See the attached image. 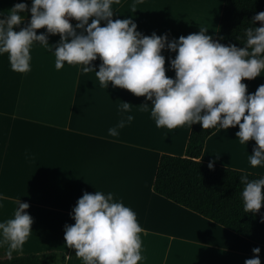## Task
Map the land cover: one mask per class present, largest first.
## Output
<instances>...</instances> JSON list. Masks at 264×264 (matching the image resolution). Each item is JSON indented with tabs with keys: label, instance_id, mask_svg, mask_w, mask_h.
Wrapping results in <instances>:
<instances>
[{
	"label": "crops",
	"instance_id": "obj_1",
	"mask_svg": "<svg viewBox=\"0 0 264 264\" xmlns=\"http://www.w3.org/2000/svg\"><path fill=\"white\" fill-rule=\"evenodd\" d=\"M22 1L31 7L32 0ZM174 1L136 0L133 11L134 0H120L113 4V19L132 18L138 31L148 36L178 39L203 27L216 38L224 0L219 5L213 0L187 1L190 7H183L182 16ZM14 5L13 0H0V12ZM201 6L213 9L203 15ZM30 19L28 12L26 23ZM77 23L73 19L72 24ZM42 32L47 33L46 28L37 30ZM59 40V34L49 35L52 51L39 44L33 47L29 72L12 70L8 54L0 55V194L6 197L0 221L14 215L19 199L29 204L26 211L34 221L23 248L9 256L6 246H0V259L63 253L66 259L56 264H83L66 245L65 225L75 223L70 213L84 192L100 190L112 192L115 200L137 213L144 257L138 264H244L257 246L264 264V246L155 193L161 156H184L192 127H157L150 108L141 106H151L146 97L111 83L101 86L95 73L82 72L81 65L65 62L58 70L54 51ZM163 54L166 75L174 78L168 58L174 59L175 53ZM101 62H92L97 71ZM261 84L264 76L250 80L248 92ZM122 102L132 105L134 119L112 136L108 130L122 119ZM238 131L236 126L210 135L200 160L264 176V166L253 167L249 161L256 142L241 144Z\"/></svg>",
	"mask_w": 264,
	"mask_h": 264
},
{
	"label": "clouds",
	"instance_id": "obj_2",
	"mask_svg": "<svg viewBox=\"0 0 264 264\" xmlns=\"http://www.w3.org/2000/svg\"><path fill=\"white\" fill-rule=\"evenodd\" d=\"M120 0H32L16 3L0 12V55L7 53L12 70L31 71V50L37 44L52 51L49 35L59 34L55 45V67L81 65L84 73L94 72L100 85L111 83L127 89L137 97L151 102L157 127L174 129L201 124L203 129L239 127L236 133L241 144L250 140L257 147L249 155L253 167L264 166V84L254 93L242 81L264 76V11L257 12L243 36V45L223 44L201 27L199 32L169 39L168 34L151 36L138 31L132 18L113 19L114 3ZM136 0L131 5L136 10ZM31 19L26 23V14ZM70 19L78 21L74 26ZM102 22L103 25H102ZM260 22V26H255ZM47 33H37L45 29ZM79 30V31H78ZM165 50L175 77L166 75ZM100 59L99 70L92 62ZM132 105L122 102V119L110 128L109 134L131 122ZM214 163H209L213 168ZM240 195L246 213L256 214L264 206V176L249 179L240 176ZM6 197L0 194V207ZM14 215L0 221V246L7 254L23 248L32 234L34 223L26 211L28 203L17 201ZM74 224L65 225V241L75 249L83 264H138L143 257V228L137 213L113 193L87 191L78 199L70 213ZM253 256L244 264H262L261 248L252 249Z\"/></svg>",
	"mask_w": 264,
	"mask_h": 264
},
{
	"label": "trees",
	"instance_id": "obj_3",
	"mask_svg": "<svg viewBox=\"0 0 264 264\" xmlns=\"http://www.w3.org/2000/svg\"><path fill=\"white\" fill-rule=\"evenodd\" d=\"M264 11V0H224L216 38L221 43L243 45L238 39L257 12ZM257 27L260 22H257ZM250 80L242 82L248 85ZM218 129L192 126L184 156L163 154L159 160L153 189L167 198L229 231L264 246V206L256 214L246 213L240 195L241 175L257 179L261 175L219 165L209 168L200 160L207 138ZM63 253L19 255L0 259V264H56Z\"/></svg>",
	"mask_w": 264,
	"mask_h": 264
},
{
	"label": "rangeland",
	"instance_id": "obj_4",
	"mask_svg": "<svg viewBox=\"0 0 264 264\" xmlns=\"http://www.w3.org/2000/svg\"><path fill=\"white\" fill-rule=\"evenodd\" d=\"M14 1V3L16 4V3H19V2H23L22 0H13ZM188 1V3L190 4V2H193V1H198V0H192V1H190V0H185L184 1V4H183V2H182V0H176V2H175V10H176V13H177V15L178 14H180L181 16H182V14H183V11H182V9H183V7L185 6L186 8H189L190 7V5L189 4H187L186 5V2ZM212 1V0H211ZM214 2H218V5H219V3H220V0H213ZM218 5H217V3H216V5L214 6V8H217L218 7ZM201 8V13L203 14V15H206L207 14V12H209V11H211V9H213L212 7H205V8H202V6L200 7Z\"/></svg>",
	"mask_w": 264,
	"mask_h": 264
},
{
	"label": "bare ground",
	"instance_id": "obj_5",
	"mask_svg": "<svg viewBox=\"0 0 264 264\" xmlns=\"http://www.w3.org/2000/svg\"><path fill=\"white\" fill-rule=\"evenodd\" d=\"M243 152H244V151H243ZM243 152H242V153H243ZM245 152H246V151H245ZM245 152H244L243 154H245ZM242 153H241V154H242ZM246 153H247V152H246ZM252 153H253V151H252ZM253 154H254V153H253ZM243 156H244V155H243Z\"/></svg>",
	"mask_w": 264,
	"mask_h": 264
},
{
	"label": "built area",
	"instance_id": "obj_6",
	"mask_svg": "<svg viewBox=\"0 0 264 264\" xmlns=\"http://www.w3.org/2000/svg\"><path fill=\"white\" fill-rule=\"evenodd\" d=\"M70 22L72 23L73 22V19H70Z\"/></svg>",
	"mask_w": 264,
	"mask_h": 264
}]
</instances>
